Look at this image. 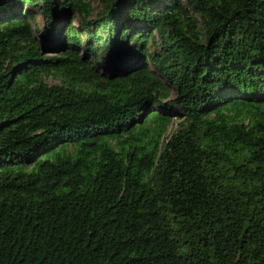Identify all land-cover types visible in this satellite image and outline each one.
<instances>
[{"label":"trees","instance_id":"1","mask_svg":"<svg viewBox=\"0 0 264 264\" xmlns=\"http://www.w3.org/2000/svg\"><path fill=\"white\" fill-rule=\"evenodd\" d=\"M97 3L0 0V264H264V0Z\"/></svg>","mask_w":264,"mask_h":264},{"label":"rangeland","instance_id":"2","mask_svg":"<svg viewBox=\"0 0 264 264\" xmlns=\"http://www.w3.org/2000/svg\"><path fill=\"white\" fill-rule=\"evenodd\" d=\"M91 1L93 3V7H98L99 6V4L97 3V0H91ZM38 25L41 26V27L43 26L42 19H39L38 20ZM50 83H53V81H50ZM98 140L99 141H109V142H113L114 141V138L112 136H106V137H101ZM51 155H53V152L50 155H48V156H44V159H46L47 157H49ZM20 168L21 169H24V170H27L29 167L28 166H20Z\"/></svg>","mask_w":264,"mask_h":264},{"label":"water","instance_id":"3","mask_svg":"<svg viewBox=\"0 0 264 264\" xmlns=\"http://www.w3.org/2000/svg\"><path fill=\"white\" fill-rule=\"evenodd\" d=\"M148 115H149V113H148V114H146V115L144 116V118H146Z\"/></svg>","mask_w":264,"mask_h":264}]
</instances>
